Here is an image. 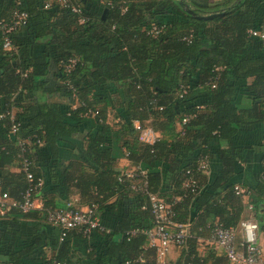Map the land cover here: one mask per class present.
<instances>
[{
  "label": "trees",
  "instance_id": "trees-1",
  "mask_svg": "<svg viewBox=\"0 0 264 264\" xmlns=\"http://www.w3.org/2000/svg\"><path fill=\"white\" fill-rule=\"evenodd\" d=\"M45 2L0 0V21L16 8L29 14L28 23L11 34L14 50L4 48L0 32V192L22 199L30 181L20 167L17 138L38 137L41 143L26 155L35 177L44 180L38 192L44 208L65 207L57 198L76 190L82 205L98 206L105 230L86 235L71 229L61 239L55 226L53 239L44 209L14 207L0 215V264H50L52 258L65 264H157L144 233L155 225L148 196L120 182L115 169L124 155L148 170L150 191L173 203L175 220L190 226L180 258L169 264H231L212 244L200 251V240L210 239L215 222L239 226L245 203L237 185L251 192L248 202L264 220V172L252 187L242 183L238 168L255 157L264 165V44L249 34L264 30V0H70V6L53 0L48 8ZM220 11L225 14L199 17ZM153 25L161 29L157 35ZM71 59L76 63L68 72ZM52 64L58 84L49 86ZM242 91L251 98L248 106L235 103ZM57 94L75 100L76 108L51 101ZM13 109L17 134L11 133ZM111 110L119 129L108 123ZM148 118L162 133L153 144L140 142L134 125ZM92 122L96 130L89 128ZM81 136V162L65 165L62 148ZM45 149L51 157L46 162ZM203 156L208 174L199 169ZM190 177L198 180L194 192L184 186ZM132 230L139 232L128 235Z\"/></svg>",
  "mask_w": 264,
  "mask_h": 264
},
{
  "label": "built area",
  "instance_id": "built-area-1",
  "mask_svg": "<svg viewBox=\"0 0 264 264\" xmlns=\"http://www.w3.org/2000/svg\"><path fill=\"white\" fill-rule=\"evenodd\" d=\"M57 2L62 6L71 5L70 0H57ZM52 3L53 0H46L45 7H50ZM72 8L75 12L81 13L80 7L72 5ZM28 17L29 14L27 11H21L19 8H16L10 19L0 21V32L6 50H14L11 34L26 25L28 23ZM160 30L156 25H153L151 33L157 35ZM249 34L259 37L264 44V30L250 29ZM75 63L76 59H71L66 65V70L68 72L73 70ZM217 79L218 76L212 79L210 82L211 87H216ZM70 87L75 90L72 84ZM182 89L186 93V87L183 86ZM17 111L18 109H13L10 113L12 134H17L20 129V123L16 121ZM87 114L95 115L96 112L89 110ZM188 119L189 117H185L183 123L187 122ZM137 128L140 129V125H137ZM17 143L20 147V167L26 173L30 185L23 193L21 200L12 198L8 192H0V215H5L14 207L22 212H31L34 210L43 211L44 209L46 221L53 226L61 228V239H64L67 232L71 229L83 230L86 235L94 228L105 230V227L100 223L98 206L96 204L80 207L69 205L65 207L44 208V204L38 195L44 180L42 177H35L32 171L34 161L26 155L31 150V146L34 143H41V140L38 137H35V139L18 137ZM199 169L207 174L209 173L207 156L201 158ZM119 181L122 183L127 182V186L133 192L148 196L155 225L151 229L144 231V233L147 235L148 246L155 250L157 264H168L170 251L173 248L183 247L191 236L189 224L175 220L173 203L167 202L165 199L150 191L148 186V170L146 168L137 166L125 169L119 175ZM184 186L194 192L199 188L198 180L195 177H190L184 183ZM235 190L243 199H247L251 194L247 188L241 187L240 185L235 186ZM258 230L259 223L253 219L241 221L238 227H225L222 222H215L211 227L210 241L216 249L223 251L227 255L231 264H264V252L259 242ZM138 232V230H132L127 234L131 236ZM239 234H241L240 240ZM137 261H143V258L140 257ZM50 264H65V262L52 258ZM125 264H131V261H127Z\"/></svg>",
  "mask_w": 264,
  "mask_h": 264
},
{
  "label": "crops",
  "instance_id": "crops-1",
  "mask_svg": "<svg viewBox=\"0 0 264 264\" xmlns=\"http://www.w3.org/2000/svg\"><path fill=\"white\" fill-rule=\"evenodd\" d=\"M212 1H216V0H210ZM58 72V67L55 64L51 65V73L48 75V85L49 86H53L58 84V78L56 77V73ZM202 93H200L199 91H195V95H201ZM250 96L247 95V93L245 91H242V93H240L236 99H235V103L237 105H240L242 107L244 106H248L250 105ZM51 101H58L61 102L63 104H65L66 106H70V108H76L77 106V102L73 99H69L66 96L60 94V95H54ZM38 111V107H34L31 112H30V117L33 116L34 114H36ZM151 118L148 119H144V120H134V125L136 128V134L140 139V142H144V143H150L153 144L157 139H160L162 137V133L156 129H154V127L151 124ZM108 123H110L115 130L120 128V120L118 118L115 117V111H109V116H108ZM137 125H140V129L137 128ZM182 123L178 124V130L181 129ZM90 129L92 130H96L95 129V123L92 122L90 123L89 126ZM85 138L83 136L78 137L76 139H72V141L67 142V144L64 145V147L62 148V152L60 153V159L63 161V163L66 165L68 164V161H70L71 159L77 160L78 162H81L80 158H79V151H77V148L79 150H84L86 147L85 144ZM121 145L123 146L122 151L126 152V148L121 140ZM43 157H44V161L46 162L47 160L50 161V152L48 149H45L43 152ZM263 158L262 157H255L254 161L252 163L246 164V163H240L238 168L241 171V181L242 183H244L246 186H255L257 184V182L259 181L261 175L264 172V165H263ZM214 164H217L216 162ZM137 166H141L142 165H135L126 155L120 157L117 159L116 163H115V169L119 170L121 172H123L125 169H128L130 167H137ZM17 170V168H15ZM239 177V178H240ZM72 191V190H71ZM67 194V195H66ZM65 195L67 198L61 197V198H57V201L59 204L63 205V206H69V205H73L76 207H80V206H84L82 205V199L79 195V193L75 190L69 193L67 192ZM116 197L113 198V200ZM244 203H245V209L243 212V216H242V221L245 219H253V220H258L256 217H254L253 215L256 216V212L249 214V210L250 208H252V204L248 202V199H243ZM253 211V210H252ZM214 218V217H213ZM210 219V220H213ZM51 228V232H50V236L51 238L55 239L58 236V231L55 228V226L49 225ZM238 227V226H237ZM261 225L259 224V231H260ZM258 231V235L260 238V243L264 245V229H262V231L259 232ZM241 234H239V240H240ZM202 241L207 242V244H211L210 239L207 238H201ZM200 240V241H201ZM216 248V247H215ZM181 249L179 248H173L168 256V264L170 263H174L175 261L178 260V258H180L181 256ZM48 252H51L49 249L47 250ZM204 252V251H203Z\"/></svg>",
  "mask_w": 264,
  "mask_h": 264
},
{
  "label": "rangeland",
  "instance_id": "rangeland-1",
  "mask_svg": "<svg viewBox=\"0 0 264 264\" xmlns=\"http://www.w3.org/2000/svg\"><path fill=\"white\" fill-rule=\"evenodd\" d=\"M253 210V211H252ZM258 211V209L255 207V206H252V208H250V210H249V214H252V213H255V212H257ZM254 217H256L258 220H259V223H260V225H261V228H260V231H262V229H263V225H264V220H262V218L261 217H259V216H255V215H253ZM259 231V230H258ZM259 231V232H260ZM257 234H259L258 232H257ZM258 237H259V235H258ZM202 241V240H201ZM259 242H260V238H259ZM201 243V242H200ZM206 245H211V244H207V242H205V241H203L201 244H200V251H205V246ZM260 245L262 246V248H263V252H264V245L263 244H261L260 243ZM212 246V245H211ZM179 249H181V248H179Z\"/></svg>",
  "mask_w": 264,
  "mask_h": 264
},
{
  "label": "water",
  "instance_id": "water-1",
  "mask_svg": "<svg viewBox=\"0 0 264 264\" xmlns=\"http://www.w3.org/2000/svg\"><path fill=\"white\" fill-rule=\"evenodd\" d=\"M186 8L190 13L196 15V12L193 9H191L189 6L186 5ZM224 14H225V11H220V12H216V13H212V14H208V15H200L199 17L204 18V19H211V18H215L218 16H222Z\"/></svg>",
  "mask_w": 264,
  "mask_h": 264
}]
</instances>
